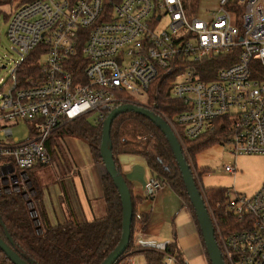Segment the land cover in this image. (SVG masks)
<instances>
[{"label":"built area","instance_id":"built-area-1","mask_svg":"<svg viewBox=\"0 0 264 264\" xmlns=\"http://www.w3.org/2000/svg\"><path fill=\"white\" fill-rule=\"evenodd\" d=\"M13 9L7 36L22 58L0 86V193L29 198L27 170L51 162L52 133L88 115L103 123L122 104L165 119L183 150L185 139L220 130L234 160L264 154V0H216L192 14L185 0H21ZM223 54L231 63L200 79L199 63ZM33 55L35 71L21 74ZM170 75L169 97L183 105L172 115L158 105L157 90L149 93ZM18 120L29 123L21 140L12 131ZM224 169L236 171L235 164ZM163 185L151 175L143 197ZM205 204L213 222L212 208L239 226L220 239L227 264H264V182L251 196L226 189L221 202ZM162 264L179 263L167 254Z\"/></svg>","mask_w":264,"mask_h":264},{"label":"trees","instance_id":"trees-1","mask_svg":"<svg viewBox=\"0 0 264 264\" xmlns=\"http://www.w3.org/2000/svg\"><path fill=\"white\" fill-rule=\"evenodd\" d=\"M9 2L11 0H0V14H3L5 22H8L10 13L4 12L3 8ZM185 5L191 14L195 13L199 0H185ZM228 56L230 54H223L217 58L204 59L199 63L200 79H212L218 69L231 63V61H225ZM36 58L37 56L33 55L25 59L19 66L18 71L21 74L33 73L35 71L33 63L36 62ZM172 79V75L161 79V81L157 79L151 84L149 90L150 94L157 90L158 105L168 115L183 109L181 102L169 97ZM101 129L102 123L89 122L87 117L67 121L49 137L46 143L47 149L53 158L57 151L59 139L64 136L80 138L87 143L90 158L94 162L102 163L99 152ZM223 133L220 130L207 131L199 138L185 139L183 142V156L186 162L191 165L196 185L201 191L204 201L206 199V202L212 206L223 200L226 189L199 186L195 178V172L196 176L200 177L205 169L201 171L197 169L195 154L214 143H222L225 139ZM142 137L145 138L142 139ZM110 139L112 156L117 170L119 171L118 156L120 154L141 156L151 174L170 186L187 203L200 233L177 161L161 130L144 116L127 111L118 114L113 119L110 128ZM44 165L48 164H37L27 170L30 189L33 191L29 198H24L22 192L0 193V237L20 256L31 260L32 264H100L118 244L121 235V202L111 177L108 174L102 176L104 215L94 217L90 221H79L68 201L69 215L66 221L51 224L43 203L42 187L35 176L31 174L33 168ZM123 178L125 179L124 176ZM125 181L131 194L133 215L129 244L116 264H130L127 260L137 254L144 257V264H162L167 254L173 255L179 264H185L175 241L160 244L144 243L134 236L135 224L142 217L137 214L136 199L132 194L131 186L126 179ZM64 195H66L65 191ZM33 211L35 215H32ZM214 215L216 216V218L214 217L215 222L217 220L223 233H226L227 230L239 228L234 218L225 211L216 209ZM5 232L9 235L11 241L7 238ZM215 238L221 250L216 230ZM222 257L227 264L223 254ZM207 259L210 264L208 256ZM0 264H13L1 250Z\"/></svg>","mask_w":264,"mask_h":264},{"label":"crops","instance_id":"crops-1","mask_svg":"<svg viewBox=\"0 0 264 264\" xmlns=\"http://www.w3.org/2000/svg\"><path fill=\"white\" fill-rule=\"evenodd\" d=\"M72 138L64 136L58 140L57 150L64 154L65 162L58 163L57 158L54 163L56 178L47 183L38 182L43 190V203L51 224L66 221L69 215L68 201L79 221H90L96 216L95 202L103 199L102 176L106 174L103 164L94 162L89 152L88 163H79L72 155L68 161V145ZM53 158L51 156V162ZM118 161L119 171L129 182L136 199L137 214L142 217L135 224L134 236L144 243L175 241L185 264H209L187 203L170 187H162L152 199L144 198L142 190L152 175L144 159L136 154H120ZM139 223L142 224L141 230L137 227Z\"/></svg>","mask_w":264,"mask_h":264},{"label":"rangeland","instance_id":"rangeland-1","mask_svg":"<svg viewBox=\"0 0 264 264\" xmlns=\"http://www.w3.org/2000/svg\"><path fill=\"white\" fill-rule=\"evenodd\" d=\"M216 0H199V7L203 10L206 7H211ZM21 0H11L9 4H5L3 11L10 13L14 10V6L20 3ZM167 21L166 16L159 22L161 26H165ZM7 24L3 14H0V86L11 76L12 69L15 63L21 60V55L14 49L7 36ZM135 100H145L143 96H135ZM89 122H95L92 115H88ZM29 123L24 120H18L17 124L13 125L12 131L14 137L24 139L29 134ZM143 139V137H142ZM70 146V147H69ZM68 161L71 160V155L81 163H88V145L80 138H72L69 140ZM65 162L64 154L57 150L51 164L35 167L31 170L36 180L40 183H47L49 180H54V166L57 162ZM195 164L199 171L205 169L201 176H196L197 183L200 187H219L228 189L231 192H236L242 195L251 196L255 194L264 182V154L248 153L238 155L235 160L230 153V145L227 143H214L211 146L199 151L195 154ZM235 164V173L230 174L224 167L226 165ZM163 187L169 188L167 184ZM211 207V206H210ZM213 207V206H212ZM95 217L104 215V202L99 199L95 202ZM212 208V214L214 215ZM216 218V216L214 215ZM217 222V220H216ZM214 222L217 239L220 244V239L225 234ZM133 264H144V257L141 254L134 255Z\"/></svg>","mask_w":264,"mask_h":264},{"label":"water","instance_id":"water-1","mask_svg":"<svg viewBox=\"0 0 264 264\" xmlns=\"http://www.w3.org/2000/svg\"><path fill=\"white\" fill-rule=\"evenodd\" d=\"M132 111L140 114L157 126L166 137L171 151L177 161L183 183L195 213L200 233L202 236L204 248L209 258L210 264H226L223 260L221 250L215 238L214 222L209 215L207 206L203 199L201 191L198 189L192 175L191 165L186 162L183 156V147L168 122L155 114L151 110L135 104H122L108 113L102 123L101 142L99 146L102 164L119 194L121 202V235L118 244L108 253L100 264H116L124 254L129 244L130 228L132 221V202L131 194L122 174L117 170L112 156V143L110 139V128L113 119L120 113ZM35 215V212H32ZM7 238L11 241L9 235L5 232ZM0 250L7 256L13 264H32V261L20 256L14 251L8 243L0 237Z\"/></svg>","mask_w":264,"mask_h":264}]
</instances>
